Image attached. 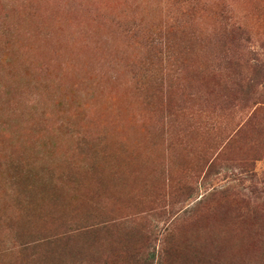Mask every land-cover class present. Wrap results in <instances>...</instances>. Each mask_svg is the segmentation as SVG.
I'll return each mask as SVG.
<instances>
[{
  "label": "rangeland",
  "instance_id": "1",
  "mask_svg": "<svg viewBox=\"0 0 264 264\" xmlns=\"http://www.w3.org/2000/svg\"><path fill=\"white\" fill-rule=\"evenodd\" d=\"M0 264H264V0H0Z\"/></svg>",
  "mask_w": 264,
  "mask_h": 264
}]
</instances>
